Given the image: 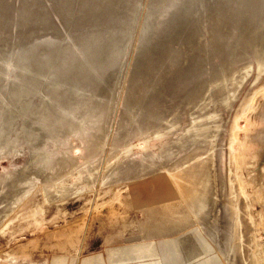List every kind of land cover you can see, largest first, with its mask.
<instances>
[{
  "label": "rangeland",
  "instance_id": "rangeland-1",
  "mask_svg": "<svg viewBox=\"0 0 264 264\" xmlns=\"http://www.w3.org/2000/svg\"><path fill=\"white\" fill-rule=\"evenodd\" d=\"M159 262L264 264V0H0V264Z\"/></svg>",
  "mask_w": 264,
  "mask_h": 264
},
{
  "label": "bare ground",
  "instance_id": "bare-ground-1",
  "mask_svg": "<svg viewBox=\"0 0 264 264\" xmlns=\"http://www.w3.org/2000/svg\"><path fill=\"white\" fill-rule=\"evenodd\" d=\"M171 242H172V239L170 240ZM171 242H168V243H170L171 244ZM165 243H166V241H165ZM173 244V243H172ZM169 245V244H168ZM171 246V245H170ZM174 246H176V245H174ZM173 248V247H172ZM205 262V261H204ZM211 262V261H210ZM159 264H160V262H159ZM209 264V263H208Z\"/></svg>",
  "mask_w": 264,
  "mask_h": 264
}]
</instances>
